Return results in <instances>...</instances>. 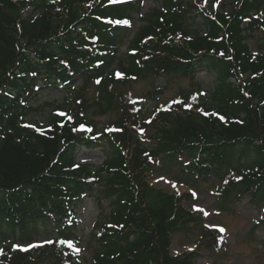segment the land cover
<instances>
[{
  "label": "trees",
  "instance_id": "trees-1",
  "mask_svg": "<svg viewBox=\"0 0 264 264\" xmlns=\"http://www.w3.org/2000/svg\"><path fill=\"white\" fill-rule=\"evenodd\" d=\"M153 1L142 13L144 0H0V264H197L200 249H223L220 229L186 206L192 194L150 183L162 160L218 179L220 208L264 195V0H232L228 11ZM195 8L202 29L187 22ZM198 69L214 74L211 90L192 81L150 109L121 90L152 76L194 79ZM58 84L67 96L46 103L45 121L27 122L30 100ZM110 112L104 126L95 121ZM83 146L103 162L79 163ZM236 147L250 160L225 168ZM86 193L98 216L81 247L76 208ZM39 224L56 236L34 244ZM190 232L193 249L171 253L173 235Z\"/></svg>",
  "mask_w": 264,
  "mask_h": 264
},
{
  "label": "rangeland",
  "instance_id": "rangeland-1",
  "mask_svg": "<svg viewBox=\"0 0 264 264\" xmlns=\"http://www.w3.org/2000/svg\"><path fill=\"white\" fill-rule=\"evenodd\" d=\"M198 8L206 7L211 10H229L230 1L232 0H195ZM153 0H145L143 3L142 13L148 11L149 8L156 6ZM198 8L192 10L187 22L192 28L202 29L201 17L198 14ZM30 15V11L26 12ZM140 25V22L137 21ZM127 41V40H125ZM246 43L250 46L253 53L257 54L258 50L253 39L247 38ZM127 42L120 47V53L126 52ZM77 85L84 86V91L91 99L96 97V89L90 79L81 80L74 79ZM199 82L204 91L212 89L215 81L212 72H206L203 69L196 71L194 79L182 76L180 74H170L162 76H152L145 80H133L131 83L121 87L123 91H129L132 97H141L143 109H150L157 104L163 105L167 100L172 99L176 92L181 88L193 87L191 82ZM39 87L43 84L39 82ZM66 92L62 91V85L54 88H43L36 99H31V105L36 110L29 112L26 117L29 123H40L46 120L49 115V106L47 102L61 101L65 98ZM116 118L115 113H107L104 116H98L95 121L99 125H105L107 122ZM249 151L236 147L233 152L227 154L225 159L228 164L234 165L240 162H247L250 156ZM104 159L103 152L100 149L80 148L77 153V160L81 163L99 165ZM182 162L168 163L160 161L152 169L149 181L152 185L162 188L169 193H195V196L189 198L185 204L189 209L197 211L211 227L224 229L221 232L224 235V248L221 250H209L202 248L198 251L197 264H264V226H256V221L264 216V195L259 196V200L252 199L250 195H244L240 200L233 202L230 209L219 207L218 197H216V189L218 179L210 176L208 179L197 180L196 177L181 174ZM223 166V167H224ZM77 219L79 225L76 233L82 237L83 247L87 242L88 235L92 229L93 223L97 219L98 209L95 200L90 194H86L82 202L76 208ZM38 235L35 236L36 242H42L45 239L54 236L56 229L51 224H39ZM13 239L18 234L12 235ZM196 239L195 232L188 234L173 235L170 251L173 254H179L184 251L193 249Z\"/></svg>",
  "mask_w": 264,
  "mask_h": 264
},
{
  "label": "snow or ice",
  "instance_id": "snow-or-ice-1",
  "mask_svg": "<svg viewBox=\"0 0 264 264\" xmlns=\"http://www.w3.org/2000/svg\"><path fill=\"white\" fill-rule=\"evenodd\" d=\"M113 2H116V0H113ZM125 23H127V22L125 21ZM177 103H179V101H177ZM193 196H195V193H193ZM220 231L223 232L224 229L221 228Z\"/></svg>",
  "mask_w": 264,
  "mask_h": 264
}]
</instances>
